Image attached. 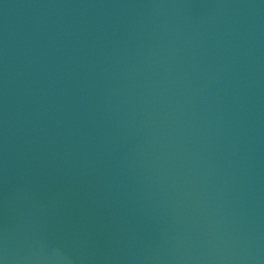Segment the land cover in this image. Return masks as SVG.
<instances>
[{
	"label": "water",
	"instance_id": "obj_1",
	"mask_svg": "<svg viewBox=\"0 0 264 264\" xmlns=\"http://www.w3.org/2000/svg\"><path fill=\"white\" fill-rule=\"evenodd\" d=\"M0 264H264V0H0Z\"/></svg>",
	"mask_w": 264,
	"mask_h": 264
}]
</instances>
